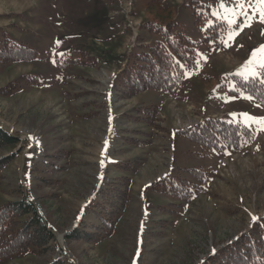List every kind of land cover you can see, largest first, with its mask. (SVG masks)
Listing matches in <instances>:
<instances>
[{"label": "rangeland", "instance_id": "rangeland-1", "mask_svg": "<svg viewBox=\"0 0 264 264\" xmlns=\"http://www.w3.org/2000/svg\"><path fill=\"white\" fill-rule=\"evenodd\" d=\"M218 5L0 0V40L36 53L0 63V126L19 138L0 147V157L13 154L0 172V205L27 194L55 240L0 264H204L264 218V125L250 119L264 117V105L237 86L264 44V23L248 8L229 25L213 15ZM146 23H172L192 48L177 96L118 89L126 63L157 38ZM240 28L225 47L221 39ZM140 107L153 109L152 118ZM208 117L247 126L253 143L221 152L183 136ZM169 177L191 182V200L158 191ZM103 206L119 211L115 230L90 237Z\"/></svg>", "mask_w": 264, "mask_h": 264}, {"label": "trees", "instance_id": "trees-1", "mask_svg": "<svg viewBox=\"0 0 264 264\" xmlns=\"http://www.w3.org/2000/svg\"><path fill=\"white\" fill-rule=\"evenodd\" d=\"M144 25L147 31L155 34L157 38H154L153 44L137 51L126 63L117 76L118 89L126 96L145 90L164 91L177 96L184 81V71L180 63L184 61L190 63L192 48L189 41L180 32H173L172 23L164 26L155 23ZM35 54L33 49L10 39L0 40L1 64L30 61L35 58ZM262 74L248 80H238L237 86L264 105V70ZM25 79L30 84L37 81L36 77L29 75ZM138 111L139 114H143L145 120L154 115L151 108L140 107ZM182 133L203 148L221 151L224 148L233 152L242 151L252 142V133L247 126L213 117L199 121L193 127L184 129ZM18 142V137L11 136L0 126V147L16 145ZM12 156L13 154H8L0 157V172ZM200 172L199 170L195 172L199 179ZM192 187L190 181L169 177L160 183L158 191L167 196L178 197L179 200H191ZM117 190L121 195L125 194L124 188ZM117 197H120V194ZM118 212L114 208L103 206L101 211H96L97 221L94 226H98V229L93 227L87 234L93 237L102 229L104 230L102 236L105 237L113 232ZM43 222L27 194L0 205V259L37 250L38 245L42 243L54 242L53 234ZM102 236H98L95 241H100ZM204 264H264V218L255 228L241 233L218 255Z\"/></svg>", "mask_w": 264, "mask_h": 264}, {"label": "snow or ice", "instance_id": "snow-or-ice-1", "mask_svg": "<svg viewBox=\"0 0 264 264\" xmlns=\"http://www.w3.org/2000/svg\"><path fill=\"white\" fill-rule=\"evenodd\" d=\"M248 8H251L253 10V15L258 14L260 22L264 23V0H234V6L231 8L225 4L224 0H219L218 9L213 13V15L218 16L220 19L227 20L228 24L232 25L235 23V21L231 17L237 15H243L247 17L249 15L247 11ZM244 26L250 25L246 24ZM239 31H242V28H240L239 30L233 29L230 33H228L227 40L221 39V43L224 44L225 47H228V42L234 40L235 36L239 34ZM257 68H264V44H262L258 49L252 51L251 57L248 61L245 62V64L242 66V70L238 74L243 76L245 79L255 78L257 75ZM246 98L251 99V97ZM243 115L248 118L247 113H244ZM250 119L258 121L261 125H264V117ZM256 219L258 218L253 217L254 221Z\"/></svg>", "mask_w": 264, "mask_h": 264}]
</instances>
